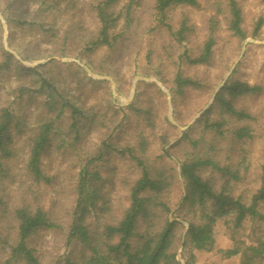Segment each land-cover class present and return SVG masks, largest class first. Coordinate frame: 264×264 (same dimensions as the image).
Instances as JSON below:
<instances>
[{"label": "rangeland", "instance_id": "obj_1", "mask_svg": "<svg viewBox=\"0 0 264 264\" xmlns=\"http://www.w3.org/2000/svg\"><path fill=\"white\" fill-rule=\"evenodd\" d=\"M99 1L0 0V108L14 110L20 127L11 129L10 153L0 157V264L9 259L15 243V210L20 207L41 208L56 224L30 236L34 264H76L88 254L83 244L69 238L79 178L88 171L97 196L84 217L93 241L128 208L130 190L141 174L137 160L166 185L152 194L154 213L147 220L139 219L136 232L154 234L166 218L174 219L178 224L170 250L179 263L193 254L195 264H240L241 253L225 257L223 251L243 250L264 240V220L248 216L234 227L231 216L218 218L212 227V246L193 248L185 231L188 221L199 222L201 209L184 199L180 164L196 158L212 160L223 170L202 166L200 176L215 190L245 204L260 187L264 2L235 0L246 35L240 39L228 29L227 0L174 5L162 15L155 9V0H135L128 16L129 0H118L114 10L121 17L108 30L114 35L112 45L92 47L100 26L94 8ZM259 18L262 22L253 36ZM182 22L186 29L178 42L168 28L175 32ZM210 35L214 44L208 62L189 63L187 58L196 57ZM178 72L198 85L177 91L173 79ZM224 79L262 87L232 102L248 117L229 114L214 100ZM72 107L84 115L72 114ZM42 120L52 121L49 141L40 155L46 181L34 179L26 166ZM240 129L246 134L243 137L236 136ZM259 210L263 212L264 203ZM137 242V237L131 239L132 244ZM9 264L25 263L16 259ZM251 264H264V256Z\"/></svg>", "mask_w": 264, "mask_h": 264}, {"label": "trees", "instance_id": "obj_2", "mask_svg": "<svg viewBox=\"0 0 264 264\" xmlns=\"http://www.w3.org/2000/svg\"><path fill=\"white\" fill-rule=\"evenodd\" d=\"M118 0H100L95 5L97 18L100 26L97 36L91 42L92 47L100 45L110 46L114 41V35H109L108 30L112 28L116 21L121 17L120 12H115L114 7ZM135 0H129L125 6V16H128L130 7ZM264 2V0H262ZM191 5L195 6L197 0H155V9L159 14H163L165 9L174 5ZM229 17L228 29L237 35L240 39H245L246 35L241 27V11L235 0H227ZM262 19L259 18L255 23L252 35L255 36L260 28ZM178 42L184 39L183 31L186 29L184 22L180 28L172 32ZM214 44V38L210 35L203 44L201 52L193 58H187L191 64L207 63ZM9 57V54L6 53ZM33 70L34 68H30ZM263 81H264V63H263ZM41 84L44 80L41 79ZM176 90L179 91L188 86H197V82L189 77H183L179 72L173 79ZM262 87L258 84H249L244 81L225 82L220 91L215 94L218 106L225 112L235 115L238 118L248 117L243 111L235 110L233 100L244 94H253L260 92ZM52 97L51 94H48ZM48 108H53L50 100H47ZM45 104V103H44ZM64 105V104H62ZM63 107V106H61ZM60 109L62 110V108ZM59 110V112H61ZM77 108L72 107L71 113L78 112ZM80 115L84 112L79 111ZM88 115V114H87ZM91 119V117H88ZM76 121L73 122V125ZM19 119L14 110L8 107L0 108V157L9 155L10 147L8 146L11 138L10 131L15 127L19 130ZM215 124L213 123V126ZM211 127V126H210ZM52 129V121L40 122L36 127V133L32 138L27 156V170L36 180H47L40 169V155L49 141V135ZM237 137L246 135L242 129L237 130ZM130 153V149H127ZM141 167V174L134 182L130 190V204L123 213L122 218L115 224H106L100 233V239L96 237L93 241L88 228L84 224V217L91 207L95 205L96 192L92 187L89 172L84 171L78 180L77 195L75 198L72 223L69 229V238L73 237L84 245L88 254L82 256L76 264H181L179 263L173 251L170 250L176 220L166 218L160 230L154 234H138L136 232L139 219H148L154 213L151 209L152 194L163 190L165 187L164 179L151 176L147 167L142 161L137 160ZM202 166H211L217 170L216 163L209 159H192L180 164V175L183 178L186 195L184 199L191 206H197L200 210L199 222L188 221L185 235L188 243L195 249H209L213 242L212 227L218 218L231 216V222L234 227L239 226L244 218L259 216L264 220V210L260 212L259 206L264 203V165L262 166L261 185L251 196L248 204L243 203L239 198L222 191L215 190L207 180H204L199 169ZM3 169H0L2 172ZM146 193V194H145ZM163 211H168L164 204L158 205ZM209 207L206 210V207ZM15 217L18 221L17 236L15 243L11 246L10 257L4 264L10 261L21 260L25 264H34L36 258L32 249L28 246V240L31 235L40 229H50L56 227V224L48 217L47 213L41 208L30 211L27 207H20L15 210ZM137 237L138 242L131 243V239ZM113 238L115 239L112 242ZM99 240L102 242L99 243ZM241 253L243 258L240 264H251L256 257L264 256V240L258 241L256 245H248L243 250L238 247L228 248L223 251L225 257H230ZM183 264H195L194 255L189 254Z\"/></svg>", "mask_w": 264, "mask_h": 264}, {"label": "water", "instance_id": "obj_3", "mask_svg": "<svg viewBox=\"0 0 264 264\" xmlns=\"http://www.w3.org/2000/svg\"><path fill=\"white\" fill-rule=\"evenodd\" d=\"M2 24L5 25V22H4L3 20H2ZM247 42H252V40H246L245 43H247ZM231 72H232V68L229 70L227 76H228ZM135 79L137 80V79H145V78L142 77V76H136ZM224 82H225V79L221 82V84L219 85V88L222 87V85L224 84ZM133 87H134V84H133ZM159 87H161V85H159ZM192 121H193V120H192ZM173 123H174V122H173ZM174 124H175V123H174ZM184 129H185V128H180V130H184Z\"/></svg>", "mask_w": 264, "mask_h": 264}]
</instances>
